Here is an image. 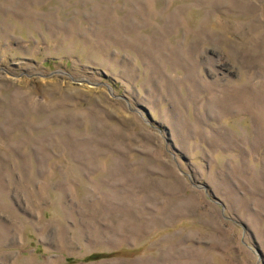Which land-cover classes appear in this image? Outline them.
<instances>
[{
  "label": "rangeland",
  "instance_id": "obj_1",
  "mask_svg": "<svg viewBox=\"0 0 264 264\" xmlns=\"http://www.w3.org/2000/svg\"><path fill=\"white\" fill-rule=\"evenodd\" d=\"M0 264H264V0H0Z\"/></svg>",
  "mask_w": 264,
  "mask_h": 264
},
{
  "label": "water",
  "instance_id": "obj_2",
  "mask_svg": "<svg viewBox=\"0 0 264 264\" xmlns=\"http://www.w3.org/2000/svg\"><path fill=\"white\" fill-rule=\"evenodd\" d=\"M198 187H203V188H205L206 190H207V186L206 185H199ZM223 205V204H222ZM223 207H224V205H223Z\"/></svg>",
  "mask_w": 264,
  "mask_h": 264
}]
</instances>
